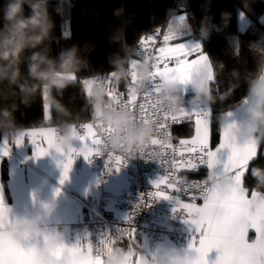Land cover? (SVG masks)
<instances>
[{"label": "trees", "instance_id": "obj_1", "mask_svg": "<svg viewBox=\"0 0 264 264\" xmlns=\"http://www.w3.org/2000/svg\"><path fill=\"white\" fill-rule=\"evenodd\" d=\"M60 1L27 0L23 16L32 18L25 20L17 19L18 4L9 9L11 0H0V29L5 27L7 12L14 35L19 37L7 41L14 45L13 55L18 60L0 75V133L87 121L91 103L85 80L127 66L135 44L145 36L161 35L165 23L179 14L184 15L188 35L201 40L211 64L207 97L213 115L214 145L219 139L222 114L247 97L264 68V21L259 20L264 15V0H67L65 14ZM29 5H34V14ZM242 12L249 23L239 30L237 20ZM65 20L68 34L61 28ZM25 30L30 34L27 41ZM26 44L30 47L21 55ZM34 53L47 60V72L38 74L33 68L29 74ZM55 72H72L73 76L70 80H51ZM45 85L49 87L48 121L44 116ZM191 132L192 124L185 122L174 128L173 135L181 138ZM260 142L259 151L264 153V132ZM5 166L3 162L4 183ZM245 187L264 191V156L248 165Z\"/></svg>", "mask_w": 264, "mask_h": 264}, {"label": "snow or ice", "instance_id": "obj_2", "mask_svg": "<svg viewBox=\"0 0 264 264\" xmlns=\"http://www.w3.org/2000/svg\"><path fill=\"white\" fill-rule=\"evenodd\" d=\"M139 43L146 46L155 44L153 51L163 54L161 62L154 66V85L144 97L133 99L119 89L113 90L111 80L107 77L105 79L108 96L117 101V107L137 112L144 123L150 119L157 120L156 133L143 154L149 160L158 161L164 169V175L154 182L155 190L147 196L154 199L175 198L177 206L173 211L181 214L191 230V239L185 249L191 257V264H209V254L213 250L218 253L213 264H264V191L256 192L249 188L243 194L239 191L246 186L248 165L264 156L259 151L262 143L254 139L243 143L236 141L230 131L235 126L233 123L218 133V143L214 145L213 115L210 110L185 107L180 110L179 115H174L154 100L160 91L159 82L170 78L178 80L184 91L188 92L193 72L202 61L208 60L201 46L177 43L170 36L161 37L159 33L144 37ZM134 79L133 77V82ZM227 115L232 117L233 113L228 112ZM185 122L193 124V133L173 143L172 125ZM81 130L87 131V135L81 138L86 145H90L82 148L86 159L94 155L93 149L101 147L112 132V129L96 123L84 124ZM31 135L35 137L41 134ZM43 135L47 137V145L36 147L35 155L38 157L46 155L48 147L55 146L50 133ZM33 143H36L35 139ZM57 151L60 149L57 148ZM4 154L7 155V152ZM123 163V158L115 155L110 158L109 170L114 167L118 171ZM72 164L73 158L68 156L63 164L64 178H67ZM210 169L216 173L217 181L225 174L233 177L237 189L228 196H222L212 182H206ZM173 193L176 194L175 197ZM8 211L0 196V219L5 218ZM127 219L131 223V217ZM250 231L255 233L254 238L249 237ZM43 238L49 239L48 235ZM125 238L129 242H135V229L129 228ZM104 243L110 245L114 241L108 238ZM81 247L79 240L75 244L65 245L53 253V258L64 251H78ZM89 248L91 250V246ZM37 252V243L26 244L17 249L7 242H0V264H34ZM133 264H143V258L133 257Z\"/></svg>", "mask_w": 264, "mask_h": 264}, {"label": "crops", "instance_id": "obj_3", "mask_svg": "<svg viewBox=\"0 0 264 264\" xmlns=\"http://www.w3.org/2000/svg\"><path fill=\"white\" fill-rule=\"evenodd\" d=\"M178 18L184 19V15L173 16V19ZM248 20L249 18L243 12L238 15L239 30L246 27L249 23ZM259 20L264 21V15ZM173 40L186 45L202 46L199 38L188 34ZM211 71L210 61H202L197 70L193 72L188 89L190 93L202 92L201 94L204 97L202 108L208 110L210 109L207 84L212 77ZM70 79L72 78L61 75L51 78V80ZM201 82L203 86L198 89L197 85ZM164 83L184 91L182 85L176 79L170 78ZM45 90L44 86L42 90L44 116L48 121L49 114L46 112L45 102L49 99V95L47 96ZM254 108L264 110V68L247 97L240 104L222 114L220 132L234 123L235 126L230 131L236 141L243 143L249 139H254L260 142L264 132V123H259L258 130L253 129L252 132H249V125L253 120L251 110ZM228 112L233 113L232 117L227 115ZM75 125L66 126L59 133L55 132V125L50 124L37 128L12 129L0 133V196L3 198L5 207L9 209L5 218L0 219V242H7L9 246L17 249L23 248L26 244L37 243L38 252L34 257V264H50V262L51 264H96L97 261L102 264L101 257L94 254L93 250L89 248L87 231H82L79 235L71 237L68 226H66L68 222L84 214L87 205L95 201L98 196L97 188H95L96 170L82 154L83 147H90L81 138L87 135V131L85 130L79 136ZM193 131L192 124V132L189 135ZM32 133H40L41 135L33 137ZM45 133L52 135L55 146L48 147L47 154L38 157L35 155L36 147L47 145V137L43 135ZM33 139L36 143H33ZM57 148L60 151H57ZM94 150L96 148L93 149V152ZM5 152H7V155L4 154ZM72 152L79 154L80 166L78 168L71 167L67 178H64L63 164ZM3 162L6 165V183L2 181ZM204 171L206 172V170ZM207 176L213 186L219 189L222 196H228L234 189H237L236 183L230 185L226 182L227 174L217 181L216 173L210 169ZM114 177L106 186L110 193L117 194L127 191L129 175L127 176V182L115 180ZM239 191L243 194L247 191V188H241ZM108 203L112 204L111 201ZM197 203H202V201H197ZM118 214L122 215L123 213L118 212ZM180 222L185 227L187 236L183 238V242L179 246L171 239H164L159 242L155 250L154 264H172L174 258H179L183 261V264H191V257L185 251L191 239V230L183 218ZM45 235H48L49 239L44 240ZM254 236L255 233L250 231L249 237L254 238ZM78 240L82 245L80 250L75 252L64 251L53 258V253L58 249L68 244H75ZM143 246H146L145 239ZM217 256L218 253L213 250L209 254V264H213ZM135 257H142L143 264H148L147 256L143 252L136 253Z\"/></svg>", "mask_w": 264, "mask_h": 264}, {"label": "built area", "instance_id": "obj_4", "mask_svg": "<svg viewBox=\"0 0 264 264\" xmlns=\"http://www.w3.org/2000/svg\"><path fill=\"white\" fill-rule=\"evenodd\" d=\"M185 22L184 19L179 18L169 20L165 23L161 37L168 35L173 40L188 34V25ZM139 41L131 50V62L127 66L121 70L105 71L92 76L94 94L89 95L91 117L87 121L75 125L79 136L84 132L81 130V126L84 124L96 123L103 125L104 128L112 129L102 146L96 148L94 155L88 158V163L95 168L97 173L95 187L97 188V199L87 205L84 214L66 225L71 237L79 235L82 231H87L91 250L101 257L102 264H133V257L138 252L146 254L148 264H154L155 250L159 242L171 239L179 246L182 244L183 238L187 236L186 229L180 222L183 217L179 212L173 211L177 206L175 198L154 199L147 196L148 193L155 190L154 182L164 175V169L161 168L159 162L149 160L143 154L156 133L157 120L150 119L149 122L144 123L137 112H133L130 108L117 107V101L108 96L106 77L111 80L113 90L119 89L133 99L143 98L146 92L153 87L154 66L161 62L160 57L163 54L153 51L156 47L155 44L146 46ZM133 77L135 78L134 82ZM159 83L160 91L154 100L170 114L179 115L180 110L185 107L196 110L204 106L203 94L184 92L175 86L166 85L164 82ZM117 112H129L133 117L131 125L125 127L120 133L119 143L113 139L116 136V130L104 119L105 113ZM177 125L179 124H174L171 128L173 143H177L181 139L173 135ZM145 126L150 131V136L147 139H142L135 144L127 141L129 129H140ZM54 128L55 132L59 133L65 127L57 125ZM115 155L121 156L124 160L118 171L129 175V185L127 191L111 194L106 186L112 181L117 170L114 167L109 170L111 166L108 163L110 158ZM70 156L73 158L72 167L78 168L80 166L79 154L72 152ZM206 182H211L208 176ZM226 182L230 185L236 183L230 175H227ZM172 195L175 197L176 194ZM141 200L144 202L141 203ZM109 201L112 204H109ZM118 212L123 214L119 215ZM128 217H131V223L128 222ZM129 228L135 229V242H129L125 238V233ZM108 238L114 243L105 244L104 241ZM144 239L146 246H143Z\"/></svg>", "mask_w": 264, "mask_h": 264}, {"label": "clouds", "instance_id": "obj_5", "mask_svg": "<svg viewBox=\"0 0 264 264\" xmlns=\"http://www.w3.org/2000/svg\"><path fill=\"white\" fill-rule=\"evenodd\" d=\"M27 0H11V3L8 5V8L14 4H18L20 7V13L17 15V19H25L30 20L32 17L23 16L25 4ZM33 9V14L35 13L34 5H29ZM5 27L4 29H0V75L6 73L12 66V62L14 60H18V57L13 55L14 45H8L7 41L16 39L19 37L15 36V30L12 27V22L7 19V12L5 13ZM30 38V34L28 30H25L24 39L27 41ZM29 45H25V47L21 50V55L28 51ZM34 59L32 64L29 66V74L31 75L32 69L35 68V71L39 73H44L48 71L47 60L42 58L38 53L33 54ZM16 69H19V64H16ZM35 79V77H34ZM203 84L198 83L197 88L202 87ZM102 102V101H101ZM252 123L249 125V132H252L253 129L258 130L259 123H264V110L260 109H252ZM105 121L111 125L116 130V136L113 137L114 141L119 143L120 133L125 129V127L131 125L133 117L129 112H117V113H105L104 114ZM254 134V133H253ZM150 136V131L147 126L140 129H129L127 141L129 143L135 144L139 143L142 139H147ZM53 243V242H50ZM172 264H183V261L179 258H174Z\"/></svg>", "mask_w": 264, "mask_h": 264}, {"label": "rangeland", "instance_id": "obj_6", "mask_svg": "<svg viewBox=\"0 0 264 264\" xmlns=\"http://www.w3.org/2000/svg\"><path fill=\"white\" fill-rule=\"evenodd\" d=\"M67 3H68V1L67 0H61L60 1V4H61V11H62V14H65V11H66V5H67ZM40 5V8H41V16L40 17H42V19L44 18L43 16H44V3L42 2L41 4H39ZM61 28H63V33L64 34H68L69 33V28H68V21L67 20H65L64 22H63V24H62V27ZM57 75H61V76H65V77H70V78H72V76H73V73L72 72H55V73H52L51 74V78H55ZM85 89H86V91H87V93H88V95H93L94 94V85H93V82H92V79L91 78H88V79H86L85 80ZM45 88H46V90L45 91H47V96H48V89H49V87L47 86V85H45ZM49 99L45 102L46 103V105H45V109H46V112L49 114ZM115 175V177H114V179L115 180H121L122 182H127V174H125V173H123V172H121V171H117V173H115L114 174Z\"/></svg>", "mask_w": 264, "mask_h": 264}]
</instances>
